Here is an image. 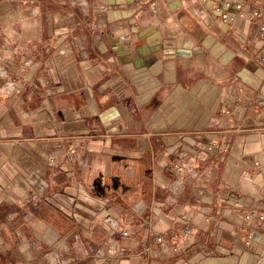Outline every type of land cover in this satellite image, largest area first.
<instances>
[{"label": "crops", "instance_id": "crops-1", "mask_svg": "<svg viewBox=\"0 0 264 264\" xmlns=\"http://www.w3.org/2000/svg\"><path fill=\"white\" fill-rule=\"evenodd\" d=\"M221 2L0 0V264H264L259 2Z\"/></svg>", "mask_w": 264, "mask_h": 264}, {"label": "built area", "instance_id": "built-area-1", "mask_svg": "<svg viewBox=\"0 0 264 264\" xmlns=\"http://www.w3.org/2000/svg\"><path fill=\"white\" fill-rule=\"evenodd\" d=\"M244 0H222L221 4L217 5L216 7L213 6V10L215 12H218L219 19L222 23H229L232 21V17L229 16V11L234 8L237 10H240L242 8V3ZM258 5L256 10L250 15V18L252 21L256 22L258 25L259 32L261 34L264 33V18L262 16V10L264 5V0H258ZM68 32V30H67ZM54 38L57 37L56 34H61L60 31L54 30L53 32ZM61 36V35H60ZM59 36V37H60ZM67 36V33L65 34ZM56 39V38H55ZM51 40V38L49 39ZM82 51L78 52V55L80 56ZM257 64L264 70V53L258 55L256 57ZM90 66V64H89ZM91 67V66H90ZM10 73L7 71V69L0 64V96L3 94H6V90H11L13 88V82L9 80ZM224 113H228L227 111H224ZM69 152L72 154L74 153L73 149H70ZM175 172L178 176H182L185 172V168L180 166L175 169ZM243 220L247 223H251L253 225H256L257 227L261 228L264 231V212L256 210V209H249L243 211L242 214ZM107 224L110 227V232L116 231L122 236H128L130 234V229L126 227H117L113 221L107 219ZM181 237L187 238L191 236V231L188 228H184L181 231ZM252 232L251 230H246L243 233L242 241L245 246H249L252 240ZM157 241H161V238H157Z\"/></svg>", "mask_w": 264, "mask_h": 264}, {"label": "rangeland", "instance_id": "rangeland-1", "mask_svg": "<svg viewBox=\"0 0 264 264\" xmlns=\"http://www.w3.org/2000/svg\"><path fill=\"white\" fill-rule=\"evenodd\" d=\"M52 16V15H51ZM68 26L67 25H59V24H57V23H54V21H53V18H51V19H49V28L51 29V32H54V30H57V31H60L61 32V36H63L64 37V35L66 34V33H68L67 32V28ZM50 35H52V37L55 35V34H50ZM57 35V38L55 39V38H53V40L52 41H56V40H59V34H56Z\"/></svg>", "mask_w": 264, "mask_h": 264}]
</instances>
